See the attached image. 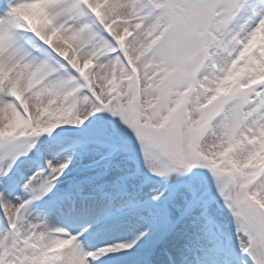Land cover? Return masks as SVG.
Listing matches in <instances>:
<instances>
[{
	"label": "snow or ice",
	"instance_id": "6c2138e0",
	"mask_svg": "<svg viewBox=\"0 0 264 264\" xmlns=\"http://www.w3.org/2000/svg\"><path fill=\"white\" fill-rule=\"evenodd\" d=\"M0 264H264V0H0Z\"/></svg>",
	"mask_w": 264,
	"mask_h": 264
}]
</instances>
